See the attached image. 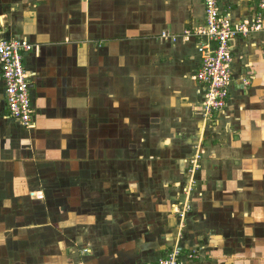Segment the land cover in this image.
I'll return each mask as SVG.
<instances>
[{
    "label": "crops",
    "instance_id": "0c3cea01",
    "mask_svg": "<svg viewBox=\"0 0 264 264\" xmlns=\"http://www.w3.org/2000/svg\"><path fill=\"white\" fill-rule=\"evenodd\" d=\"M228 2L238 22L258 0ZM203 22L202 0H0V39L35 45L28 129L0 69V264H154L174 244L184 264H264V36L232 41L207 121L185 32Z\"/></svg>",
    "mask_w": 264,
    "mask_h": 264
},
{
    "label": "built area",
    "instance_id": "2783aa9c",
    "mask_svg": "<svg viewBox=\"0 0 264 264\" xmlns=\"http://www.w3.org/2000/svg\"><path fill=\"white\" fill-rule=\"evenodd\" d=\"M202 3L203 24L185 32L186 35L199 38L196 44L199 65L195 79L199 84L197 91L200 94L201 116L204 120L211 121L227 105L232 81V41L255 33L264 36V0H258L254 13L238 22L232 20L228 0H202ZM159 35L164 39H174L168 31H161ZM34 49V43L27 37L0 39V69L6 107L9 116L26 129L33 126V115L30 74L24 64V56ZM242 82L244 85L249 83L248 79H242ZM196 161H190L191 170L196 168ZM184 207L186 210L189 205ZM183 215L181 211L180 216ZM192 257L193 251L184 252L179 244H174L154 264H184L185 260Z\"/></svg>",
    "mask_w": 264,
    "mask_h": 264
},
{
    "label": "rangeland",
    "instance_id": "374dc122",
    "mask_svg": "<svg viewBox=\"0 0 264 264\" xmlns=\"http://www.w3.org/2000/svg\"><path fill=\"white\" fill-rule=\"evenodd\" d=\"M124 110H125V108H124ZM148 129V128H147ZM147 129H145V130H143L142 132L143 133H145V134H149L150 136H152V137H149V140L147 141V143H146V145H148L147 147H150V148H155L156 146H157V144H158V142H160V140H159V138H157L156 136H155V132H153V130H155V131H157V125L156 124H151L150 125V127H149V131L147 130ZM158 132V131H157ZM139 134H140V131H138L137 132V134H136V136L134 135L133 137H132V140H133V142H138L139 143V141L138 140H140V138H139ZM123 157L126 159V158H128V155H123ZM151 156H146V158H150ZM195 157V156H194ZM193 157V158H194ZM153 158H155L156 159V157H153ZM155 159H153V160H155ZM158 159V158H157ZM159 160V159H158ZM193 160V159H192ZM161 161V160H160ZM109 169V168H108ZM110 172V173H109ZM111 172L112 171H110V170H108L106 173H108V174H106V173H104L105 174V176H106V178H105V180H108V179H113V176H112V174H111ZM110 175V176H109ZM122 176L123 175H121L120 177L122 178ZM111 179V180H112ZM172 183H174L173 181H172ZM184 183H185V181H184ZM159 188H160V190H164L163 188L164 187H160V186H158ZM175 187H178V185H176L175 186V184H171L168 188H166L165 190L166 191H169V193H171V192H173V190L175 189ZM112 188V187H111ZM171 188V189H170ZM184 187H183V185H182V189H181V191L182 192H185L186 190L187 191H189L190 190V188L188 189V188H185V189H183ZM153 189H156V188H153ZM173 189V190H172ZM192 191H194V189H192L191 188V192ZM168 193V192H167ZM159 195H161V192H159L158 193ZM168 201H169V199H168ZM171 209H172V207H171ZM174 209V208H173ZM179 217H180V214H179ZM179 220L181 221V219L179 218ZM152 222L151 221H149V222H145V220H142V221H140L138 224H139V226L141 227V228H143L142 226L143 225H148V226H152V225H154V223L153 224H151ZM180 223V222H179ZM178 225V224H177ZM147 229V228H146Z\"/></svg>",
    "mask_w": 264,
    "mask_h": 264
},
{
    "label": "water",
    "instance_id": "95a60500",
    "mask_svg": "<svg viewBox=\"0 0 264 264\" xmlns=\"http://www.w3.org/2000/svg\"><path fill=\"white\" fill-rule=\"evenodd\" d=\"M30 86H31V84H30ZM30 86H29V87H30Z\"/></svg>",
    "mask_w": 264,
    "mask_h": 264
}]
</instances>
